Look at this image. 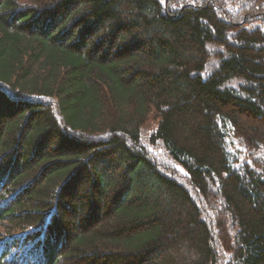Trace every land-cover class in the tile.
Masks as SVG:
<instances>
[{"label":"trees","instance_id":"obj_1","mask_svg":"<svg viewBox=\"0 0 264 264\" xmlns=\"http://www.w3.org/2000/svg\"><path fill=\"white\" fill-rule=\"evenodd\" d=\"M0 264H264V0H0Z\"/></svg>","mask_w":264,"mask_h":264},{"label":"rangeland","instance_id":"obj_2","mask_svg":"<svg viewBox=\"0 0 264 264\" xmlns=\"http://www.w3.org/2000/svg\"><path fill=\"white\" fill-rule=\"evenodd\" d=\"M235 144H236V141H235ZM234 147H235L234 150H236V149H239L240 150V148H238L237 145H235ZM241 150H242V148H241Z\"/></svg>","mask_w":264,"mask_h":264}]
</instances>
